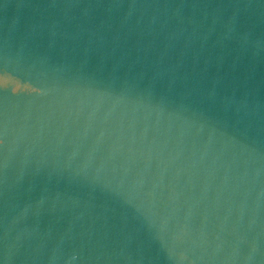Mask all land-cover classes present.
Instances as JSON below:
<instances>
[{"label": "water", "instance_id": "95a60500", "mask_svg": "<svg viewBox=\"0 0 264 264\" xmlns=\"http://www.w3.org/2000/svg\"><path fill=\"white\" fill-rule=\"evenodd\" d=\"M0 264H264V0H0Z\"/></svg>", "mask_w": 264, "mask_h": 264}]
</instances>
